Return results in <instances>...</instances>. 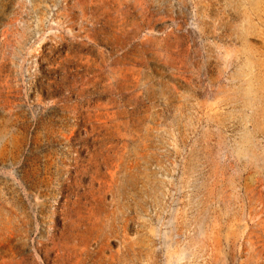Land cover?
Returning a JSON list of instances; mask_svg holds the SVG:
<instances>
[{"label":"rangeland","instance_id":"rangeland-1","mask_svg":"<svg viewBox=\"0 0 264 264\" xmlns=\"http://www.w3.org/2000/svg\"><path fill=\"white\" fill-rule=\"evenodd\" d=\"M0 264H264V0H0Z\"/></svg>","mask_w":264,"mask_h":264}]
</instances>
